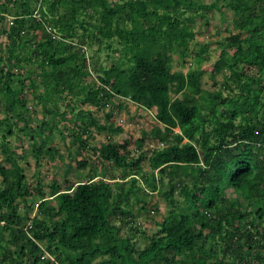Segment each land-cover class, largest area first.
<instances>
[{"label": "trees", "instance_id": "trees-1", "mask_svg": "<svg viewBox=\"0 0 264 264\" xmlns=\"http://www.w3.org/2000/svg\"><path fill=\"white\" fill-rule=\"evenodd\" d=\"M219 1L0 0V22L14 15L0 26L9 39L0 41V264H264V0H223L235 18L213 65L229 71L221 88L201 87L200 65L173 69L174 54L187 63L197 22L208 25ZM108 48L122 57L101 62L98 53ZM29 88L49 114L34 127L25 116ZM66 96L69 107L61 110ZM76 99L108 107L106 119L76 111ZM126 99L154 108L157 123L138 138L131 132L91 145L94 128L123 131L116 111ZM58 115L76 129V169L86 171L83 154L91 148L104 170H121L119 179L40 175L43 155L63 158L54 142ZM14 135L32 143L34 179L23 172L8 139ZM148 140L157 146L131 154V144ZM155 192L169 210L156 230L142 231L140 245L130 204L143 208Z\"/></svg>", "mask_w": 264, "mask_h": 264}, {"label": "rangeland", "instance_id": "rangeland-1", "mask_svg": "<svg viewBox=\"0 0 264 264\" xmlns=\"http://www.w3.org/2000/svg\"><path fill=\"white\" fill-rule=\"evenodd\" d=\"M207 1V0H205ZM220 5L224 4L223 0L219 1ZM12 7V6H11ZM10 7V8H11ZM39 15V14H38ZM14 15L13 12H7L6 19L0 22L1 27H8L11 25V21ZM235 18V14L233 10L223 5L221 8H217L215 12L209 18V24H206V20H200L196 24L195 30H197L196 36L190 40V50L192 52L191 55L187 57V63L180 65L178 60V54H174L173 56V69L174 70H182L187 72L190 68L196 67L200 65L202 68L201 71V87L203 89L208 90H217L223 86L224 81H226L227 73L229 72L227 69L223 71L216 72L214 71L213 65L219 59L221 53V46L223 43V39L229 33L231 28L233 19ZM52 37L53 34H51ZM2 36V37H1ZM0 36V41H8L9 39L6 36V33ZM61 38V36L55 37ZM115 46H118L119 43L114 42ZM208 44V49L204 53V58L201 62L195 60L194 54L201 48L202 45ZM97 49V45L92 49L88 50V54L90 56V61L94 62L95 50ZM122 57L120 51H114L113 49H103L102 52L98 53V58L101 62L106 64H110L114 62V59ZM93 58V59H92ZM97 58V55L96 57ZM97 58V59H98ZM37 70H32L28 72L27 70L23 71V76L28 74L36 75ZM43 87V86H42ZM43 92V88L38 90V93ZM227 91H225L226 93ZM174 96H182L183 92L173 93ZM65 96V95H63ZM25 104L27 105V110L25 111V116L27 118L26 121L30 124L31 127H34L39 119L42 117H48L49 114L45 115L43 112L42 101L37 99L34 94L30 91V88L27 89L25 92ZM66 98H61L60 102V109L65 110L69 106H67ZM79 103L76 99L75 103ZM77 103V104H78ZM74 105V103H71ZM125 108L120 111H116L117 108L115 107L116 111V122L123 126V131L113 132L109 130H98L94 128L93 137L90 138V144L95 145L97 142L103 141L105 142L108 139H112L113 141H121L128 133H133L135 137H139L143 129H150L157 123L155 118V109H146L141 110L137 107V104H134L129 99L124 100ZM81 108L91 109L93 111V115L100 120L106 119V112L107 108H97L90 106L89 104L79 105L76 108V111ZM3 114V113H1ZM73 118L75 116H72ZM57 126L55 128V135H54V142L56 148L62 154V157H56L55 159L50 158L48 155H43L41 157V165L38 167L39 171L41 172L40 175L46 180L51 181L53 178L59 179L63 182L66 176L72 175L75 180H88L92 177L96 176H109L114 177L117 180L121 176V170L109 167L106 170L103 169L102 163L100 164L101 160H99L93 153L92 149L89 148L83 154L89 159V163L87 169L84 173L78 171L76 169V158H82L81 155H78L77 152V143H73V133L76 129L73 127L72 122L69 120H65L59 115L56 117ZM24 121H20L18 126H22ZM17 127V134H22L23 131ZM2 132L0 131V138ZM17 136V135H16ZM16 136H8V139L11 141L12 146L18 148V158L20 165L22 166L23 172L27 174L29 178H35V173L37 174V169L35 166V154L34 148L30 140L27 139L24 141L23 144H20L17 141ZM151 146L155 148L157 144L148 140L143 146H139V143H133L129 146L132 155H137L143 148H147ZM158 146H160L158 144ZM2 155L0 153V161ZM3 162V161H2ZM145 170L149 171V166L145 167ZM108 172V174H107ZM39 202V197L30 199L31 207L30 213L35 215L38 212L37 204ZM131 208L135 216L137 217V225L140 228V232L138 236H136L137 241L140 245H144L147 242V239L142 234V231L145 230L149 233H152L153 230H156L159 227V221L162 220L164 215L169 210V205L165 203V201L155 192V196L148 197V202L146 203L145 207L140 208L138 207L135 201H132L130 204ZM125 226H127L125 224ZM124 233H132V230H128L125 228ZM42 245L46 247V243L41 241ZM48 254V252H47Z\"/></svg>", "mask_w": 264, "mask_h": 264}, {"label": "built area", "instance_id": "built-area-1", "mask_svg": "<svg viewBox=\"0 0 264 264\" xmlns=\"http://www.w3.org/2000/svg\"><path fill=\"white\" fill-rule=\"evenodd\" d=\"M38 14H39V15H38ZM33 15H34L35 17H38V18L41 17L42 14H41V11H40V4H38L37 7L35 8V10H34V12H33ZM47 29H48L49 31L53 30L51 26H49ZM53 36L56 37L55 34H53ZM57 37H58V36H57Z\"/></svg>", "mask_w": 264, "mask_h": 264}, {"label": "clouds", "instance_id": "clouds-1", "mask_svg": "<svg viewBox=\"0 0 264 264\" xmlns=\"http://www.w3.org/2000/svg\"><path fill=\"white\" fill-rule=\"evenodd\" d=\"M34 12V11H33Z\"/></svg>", "mask_w": 264, "mask_h": 264}]
</instances>
